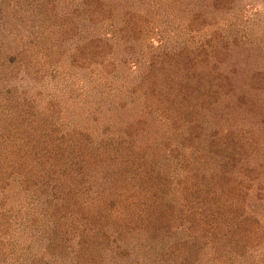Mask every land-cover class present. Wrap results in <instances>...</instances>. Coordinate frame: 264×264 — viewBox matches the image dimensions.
Segmentation results:
<instances>
[{
  "label": "rangeland",
  "instance_id": "rangeland-1",
  "mask_svg": "<svg viewBox=\"0 0 264 264\" xmlns=\"http://www.w3.org/2000/svg\"><path fill=\"white\" fill-rule=\"evenodd\" d=\"M0 264H264V0H0Z\"/></svg>",
  "mask_w": 264,
  "mask_h": 264
},
{
  "label": "trees",
  "instance_id": "trees-1",
  "mask_svg": "<svg viewBox=\"0 0 264 264\" xmlns=\"http://www.w3.org/2000/svg\"><path fill=\"white\" fill-rule=\"evenodd\" d=\"M212 227H213V226H212ZM210 228H211V227H208V226H207V227H206V228H204V230H202V231H205V232H204V234L206 233V235H207V232H208V231H211V230H210ZM211 232H213V231H211ZM205 241L207 242V241H208V239H207V238H205Z\"/></svg>",
  "mask_w": 264,
  "mask_h": 264
}]
</instances>
